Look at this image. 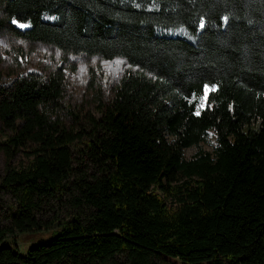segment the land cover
I'll list each match as a JSON object with an SVG mask.
<instances>
[{
	"label": "trees",
	"instance_id": "obj_1",
	"mask_svg": "<svg viewBox=\"0 0 264 264\" xmlns=\"http://www.w3.org/2000/svg\"><path fill=\"white\" fill-rule=\"evenodd\" d=\"M0 12L20 40L137 68L76 133L60 114L63 68L0 84L12 198L0 264H264V0H0ZM63 199L72 213L43 224ZM40 230L56 234L24 254L4 244Z\"/></svg>",
	"mask_w": 264,
	"mask_h": 264
},
{
	"label": "rangeland",
	"instance_id": "obj_2",
	"mask_svg": "<svg viewBox=\"0 0 264 264\" xmlns=\"http://www.w3.org/2000/svg\"><path fill=\"white\" fill-rule=\"evenodd\" d=\"M3 16L0 12V19ZM56 68H63L64 89L60 99L61 116L65 127L72 132L89 130L88 117L98 118L101 106L106 104L114 94V89L128 70H136L123 58L105 60L97 55L64 53L55 46L40 42L24 41L16 38L8 27L0 29V84L9 85L18 77L29 72H35L47 77ZM203 106V103L201 104ZM8 132L0 125V144L6 141ZM216 136L210 131L201 147L212 152L216 146ZM83 145L77 144V149ZM197 151L192 146L184 150L186 158H190ZM80 151L75 156L80 157ZM27 152H18L9 164L21 166L28 162ZM79 161V159H76ZM7 159L0 151V180L5 174ZM2 204L12 202V198L0 193ZM72 213V207L66 200L45 207L43 210V224L55 226L57 221ZM57 219V221H56ZM56 221V222H55ZM55 223V224H54ZM45 227V225H44ZM52 229H55L52 228ZM56 234L53 230H40L24 234H16L7 238L4 244H10L24 254L35 243L46 241ZM3 245V244H0ZM170 264H179L169 259Z\"/></svg>",
	"mask_w": 264,
	"mask_h": 264
},
{
	"label": "snow or ice",
	"instance_id": "obj_3",
	"mask_svg": "<svg viewBox=\"0 0 264 264\" xmlns=\"http://www.w3.org/2000/svg\"><path fill=\"white\" fill-rule=\"evenodd\" d=\"M225 19H227V18H225ZM13 23H15V21H13ZM20 26H21V27H25V25H20ZM200 27H201V28L204 27V22H203V21L200 22ZM208 90H209V89H208V86L205 85V96L207 95V91H208ZM211 90L214 91L215 89L212 88ZM201 99L203 100V97H202ZM196 114L199 115V110L197 111Z\"/></svg>",
	"mask_w": 264,
	"mask_h": 264
}]
</instances>
